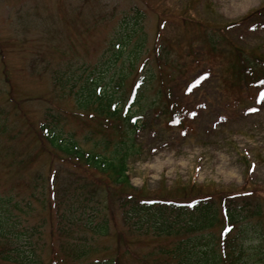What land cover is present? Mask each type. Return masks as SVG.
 <instances>
[{
  "label": "rangeland",
  "instance_id": "rangeland-1",
  "mask_svg": "<svg viewBox=\"0 0 264 264\" xmlns=\"http://www.w3.org/2000/svg\"><path fill=\"white\" fill-rule=\"evenodd\" d=\"M263 3L0 0V195L23 208L12 218L15 230L40 226L41 264H75L67 237L57 231V209H64L58 202L71 193V174L91 183L96 173L86 174L49 145L40 124L58 119L63 136L71 134L86 150L100 138H118L111 129L101 130L91 111L77 108L76 97L66 83H58L59 76L77 79L83 71L82 76L93 72L100 86L123 103L133 82L144 81L132 108L142 121L137 151L127 162L130 185L139 196L178 198L186 192L194 196L243 187L264 203V88H240L231 66L237 58L226 52L238 48L253 63L264 58V15L247 26L240 22ZM208 35L220 38L217 51ZM120 76L121 87L115 89ZM252 78L251 72L246 80ZM192 82V93L185 96ZM174 100L186 103L180 127L172 125L169 114ZM90 134L92 140L86 141ZM102 204L110 232L89 236L87 260L159 264V247L170 246L173 239L137 234L117 207Z\"/></svg>",
  "mask_w": 264,
  "mask_h": 264
},
{
  "label": "trees",
  "instance_id": "trees-1",
  "mask_svg": "<svg viewBox=\"0 0 264 264\" xmlns=\"http://www.w3.org/2000/svg\"><path fill=\"white\" fill-rule=\"evenodd\" d=\"M262 15L264 3L240 22L242 26H247ZM207 39L217 51L220 38L208 35ZM226 52L237 58L238 64L231 66L238 75L240 88H264V58H257L253 63L246 55L240 54L238 48L231 47ZM251 72L254 78L247 81ZM82 73L77 79H72V76L62 79L59 76L57 81L68 85L76 97L78 109L91 111L90 117L98 120L99 128L111 129L118 138H100L86 150L71 134L63 136L58 119L51 117L48 122L40 124L41 134L49 145L74 160L76 165L83 166L86 174L96 173V180L91 183L84 175L71 174L68 182L71 193L69 196L65 193L58 202L64 209H57V231L67 237L65 245L75 264H118L117 259L87 260L92 250L89 236H107L110 232L109 216L103 214L100 207L105 202L117 207L124 224L137 234L173 239L170 246L159 247L158 254L162 257L159 264H247L250 261L264 264V203L250 197L253 192L242 187L237 192L198 193L194 196L186 192L178 198L142 197L135 192L130 185L127 162L137 151L136 133L142 127V121L132 108L138 103L141 87L145 83L139 79L133 82L128 100L123 103L115 92H108L106 87L100 86L99 75L88 72L82 76ZM122 81L120 76L114 88L119 89ZM194 85L192 82L187 88L185 86V96L192 93ZM75 88L76 91H72ZM169 107L172 125L182 126L186 103L174 100ZM91 138L92 134L87 135L85 140L91 141ZM189 190L194 194L191 186ZM99 191L102 194H98ZM22 210L18 202L0 195V261L41 264L38 253L40 226H21L16 230L12 227L15 226L12 218L17 217L15 212L21 214ZM215 227L218 228L217 234L213 232ZM256 239L260 242L255 245L253 242Z\"/></svg>",
  "mask_w": 264,
  "mask_h": 264
}]
</instances>
